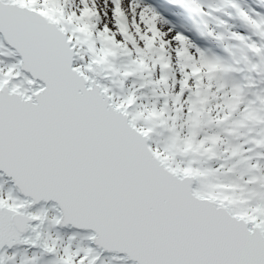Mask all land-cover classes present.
<instances>
[{
    "label": "snow or ice",
    "instance_id": "obj_1",
    "mask_svg": "<svg viewBox=\"0 0 264 264\" xmlns=\"http://www.w3.org/2000/svg\"><path fill=\"white\" fill-rule=\"evenodd\" d=\"M0 264H264V0H0Z\"/></svg>",
    "mask_w": 264,
    "mask_h": 264
}]
</instances>
